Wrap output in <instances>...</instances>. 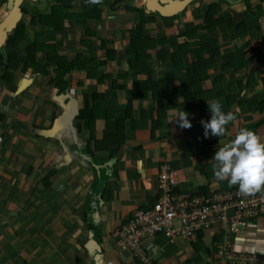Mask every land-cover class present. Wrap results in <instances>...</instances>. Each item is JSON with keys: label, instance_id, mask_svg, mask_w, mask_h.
Segmentation results:
<instances>
[{"label": "crops", "instance_id": "obj_1", "mask_svg": "<svg viewBox=\"0 0 264 264\" xmlns=\"http://www.w3.org/2000/svg\"><path fill=\"white\" fill-rule=\"evenodd\" d=\"M26 1L32 5L23 6L21 22L29 40L44 34L38 64L55 56L97 69L70 73L63 93L50 82L55 61L48 75L20 66L10 81L0 78V264H139L112 233L154 201L160 165L180 171V191L224 189L230 185L215 180L210 164L219 145L242 128L264 139V0H194L171 17L148 9L149 0H106L98 16L86 18L88 0H71L59 29L34 16H50L58 4ZM210 6L215 25L206 27ZM8 13L9 0H0V22ZM10 46L2 49L26 57L25 41ZM151 85L164 92L162 103L152 99ZM68 96L77 113L94 108V139L123 136V146L104 141L94 150L88 121L73 116ZM214 99L237 119L224 137L201 141ZM183 110L196 129L171 122ZM87 152H94L92 162ZM51 170L44 187L40 180ZM95 171L106 177L102 188L91 185ZM88 219L99 227V243ZM216 241L203 230L192 239L160 234L144 245L156 264H226L212 253ZM232 246L264 254V217L251 219Z\"/></svg>", "mask_w": 264, "mask_h": 264}, {"label": "built area", "instance_id": "obj_2", "mask_svg": "<svg viewBox=\"0 0 264 264\" xmlns=\"http://www.w3.org/2000/svg\"><path fill=\"white\" fill-rule=\"evenodd\" d=\"M179 183L180 171L162 164L154 201L134 210L113 231L117 247L129 251L139 264H156L144 245L146 240L160 234L170 240L192 239L210 230L217 239L211 246L212 253L226 264H264V254L237 253L232 246L234 235L245 229L251 219L264 217V192L244 197L238 187L229 186L187 193L179 190Z\"/></svg>", "mask_w": 264, "mask_h": 264}, {"label": "trees", "instance_id": "obj_3", "mask_svg": "<svg viewBox=\"0 0 264 264\" xmlns=\"http://www.w3.org/2000/svg\"><path fill=\"white\" fill-rule=\"evenodd\" d=\"M54 3L58 4V6L54 7L52 9L51 15H43L39 10H34V16L35 18L39 19V22L43 25H53L56 29H59V27H62L63 21L67 18V15L64 14V10H69L72 8V2L71 0H52ZM103 4H106V0H102ZM102 4V3H100ZM100 4H91L88 1L85 2V12L83 18H86L89 16L90 13H96L97 16L99 15V11L97 7ZM216 7H211L210 9H207L205 12V19L207 21L206 27H212L214 26L215 21V11ZM39 36L44 37V34H36L34 39L29 40V35L27 31V27L24 23L20 22L15 30V34L11 38V42L15 43L17 41H25L26 42V57L21 61L18 59V56L15 52H6L5 55L0 53V69L3 72L0 75V78L4 81H10L12 78V72L17 71L20 66H21V71L26 72L27 70L31 69L35 72H39L44 75H48L49 72L47 70L48 63L55 61L57 64V68L54 71V75H52L50 82L55 83V86L59 89L60 93L65 92L66 90L69 89L70 83L68 82V75L74 71H92L95 72L96 68V63H88L87 61L77 59L75 61L68 62L67 59H60L58 57H49L47 58V62L44 65H40L35 61V54L41 50V47L39 45L40 38ZM44 40L45 38H41ZM133 49V48H132ZM134 52H136L135 49H133ZM148 79L150 80V76L148 75ZM152 86V85H151ZM149 92L152 95V99L156 101L157 103H162V98L164 95V92L162 90L157 89V85H153L151 88H148ZM178 93V92H177ZM178 95V94H174ZM161 111V110H160ZM161 114V113H160ZM164 112H162V115ZM95 116V110L94 108L92 109H87L85 107L84 109L80 110L76 116V119L78 120H87L88 121V126L90 128V137L92 141L94 142V150H100L102 149V145L104 141H110L113 145L117 146V149H120L123 144H124V137L123 136H105L102 138V140H96L94 139V132L92 131V124ZM159 120V119H158ZM196 127H191L190 130H194ZM201 141H204L206 138L204 137V134L199 135ZM117 151H110V156L114 157L116 156ZM86 156L88 157V160L92 162V158H94V152H87ZM98 171V170H97ZM55 171L51 170L46 176H44L41 180L40 183L44 187L50 186V178L54 175ZM96 173V171H95ZM101 174V173H100ZM95 178L91 181L92 186L99 185L100 188H102L104 181L106 177L101 175L95 174ZM205 190H200L198 191L203 192ZM196 193V192H195ZM88 227L90 228L91 231H93V239L96 240V243H99L100 240V234H99V227L96 225L93 220L88 219Z\"/></svg>", "mask_w": 264, "mask_h": 264}, {"label": "clouds", "instance_id": "obj_4", "mask_svg": "<svg viewBox=\"0 0 264 264\" xmlns=\"http://www.w3.org/2000/svg\"><path fill=\"white\" fill-rule=\"evenodd\" d=\"M88 2L100 4L102 0H88ZM207 104L211 119L201 121L205 138L209 135L224 137L228 134L227 126L237 119L236 113L224 112L222 103L218 99L209 100ZM188 116L189 114L184 110L180 111L171 122L175 120L180 128L191 129L193 125ZM210 164L213 165L215 180L227 181L230 186L238 187L241 196L251 197L264 192V139L255 131L240 129L233 139L222 146L219 145Z\"/></svg>", "mask_w": 264, "mask_h": 264}, {"label": "water", "instance_id": "obj_5", "mask_svg": "<svg viewBox=\"0 0 264 264\" xmlns=\"http://www.w3.org/2000/svg\"><path fill=\"white\" fill-rule=\"evenodd\" d=\"M25 0H9L12 4L9 7L8 15L0 22V49L9 47L11 45V38L15 34V30L18 24L25 18V8L22 7ZM36 1V0H32ZM149 0L147 2V8L152 9L163 17H171L177 12H180L184 7L194 0H184L181 3H176L173 0ZM163 3V4H162ZM176 3L174 6V12H171V4ZM69 105L72 107L73 116H77L76 102L71 98L67 97Z\"/></svg>", "mask_w": 264, "mask_h": 264}, {"label": "rangeland", "instance_id": "obj_6", "mask_svg": "<svg viewBox=\"0 0 264 264\" xmlns=\"http://www.w3.org/2000/svg\"><path fill=\"white\" fill-rule=\"evenodd\" d=\"M31 5H32L31 3H29L28 1H26L25 3H23L22 7L25 6V7H28V8H29ZM25 7H24V8H25ZM10 47H11V46H10ZM6 52H11V50H8V51H7L6 49H1V50H0V53H2L3 55H5ZM2 73H3V72L0 70V75H1Z\"/></svg>", "mask_w": 264, "mask_h": 264}, {"label": "bare ground", "instance_id": "obj_7", "mask_svg": "<svg viewBox=\"0 0 264 264\" xmlns=\"http://www.w3.org/2000/svg\"><path fill=\"white\" fill-rule=\"evenodd\" d=\"M162 1H164V2H167L166 0H162ZM182 1H177L176 3H181ZM176 3H174V4H171V12H174V6L176 5ZM11 3H10V6L9 7H11Z\"/></svg>", "mask_w": 264, "mask_h": 264}]
</instances>
